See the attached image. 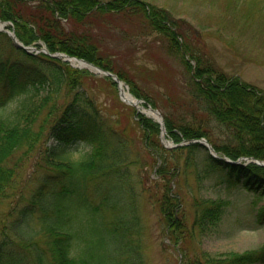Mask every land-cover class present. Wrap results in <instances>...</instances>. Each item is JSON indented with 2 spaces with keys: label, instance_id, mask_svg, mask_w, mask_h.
Segmentation results:
<instances>
[{
  "label": "trees",
  "instance_id": "1",
  "mask_svg": "<svg viewBox=\"0 0 264 264\" xmlns=\"http://www.w3.org/2000/svg\"><path fill=\"white\" fill-rule=\"evenodd\" d=\"M111 12L134 13L165 39L169 52L186 72L187 88L198 111L206 116L195 127L162 110L167 136L176 143L206 136L217 150L234 160L243 155L264 159V89L225 72L206 47L190 40L199 31L169 9L146 0H0V18L13 23L25 44L42 40L50 51L77 55L116 72L134 95L151 102L150 94L130 70L119 67L114 55L102 52L91 32L68 26L71 21L82 23L89 16ZM91 75L88 69L73 67L69 61L45 52L29 53L0 31V202L12 195L22 196L20 168L34 152L43 155V165L48 167L41 176L37 174L40 167L34 172L41 185L30 203L17 211L11 207L6 211L5 217H14L15 222H3V230L10 227L20 237L2 234L0 264H131L135 255L129 252L139 251L124 237L139 225L140 215L132 209L135 190L130 185L124 196L118 194L120 181L126 183L128 176L125 166H130L133 139L102 113L85 84ZM15 99L16 104L6 109ZM198 113L193 118H200ZM137 116L155 156L164 160L163 152L170 150L159 138L160 123L140 112ZM211 120L224 125L229 142L219 144L212 138ZM50 138L67 146L84 140L91 149L77 160H58L45 144ZM198 145L178 144L175 149L196 152ZM216 170L223 173L226 183L264 196L263 165L254 161L232 163L208 153L201 170L197 169V178L201 180ZM147 188L160 206L169 235L186 224L192 236L197 229L218 228L222 200L194 197L195 213L189 223L178 193L166 190L159 197L151 186ZM107 209L111 213H106ZM33 211L39 212L37 229L29 222ZM105 215L111 218L106 221ZM175 235L172 238L178 242L181 233ZM42 236L44 242L40 243L38 237ZM196 253L193 257L185 254V264H264V244L258 249L219 255L204 249Z\"/></svg>",
  "mask_w": 264,
  "mask_h": 264
},
{
  "label": "rangeland",
  "instance_id": "2",
  "mask_svg": "<svg viewBox=\"0 0 264 264\" xmlns=\"http://www.w3.org/2000/svg\"><path fill=\"white\" fill-rule=\"evenodd\" d=\"M146 1L158 7H165L176 18L185 19L192 24L199 32L191 36L190 40L196 45L199 43L206 47L225 72L237 74L264 89V0ZM68 26H71V29L91 32L101 51L110 56L114 55L119 67L130 70L138 84L150 94V100L157 108L170 113L177 121L190 123L195 127L206 119V116L198 111V106L187 88V76L180 60L169 52L165 39L137 15L118 12L95 14L82 23L71 21ZM34 43L37 47L47 46L42 40ZM70 64L80 68L74 62ZM88 70L92 75L85 78V84L102 113L133 139L131 151L129 150L130 166H125L128 174L126 183L120 181L118 188L119 196H124L132 185L135 190V204L132 209H136L140 215L139 225L131 231L129 237L124 236L129 238L126 243L131 242L135 249H139L129 252L135 255L131 264H185V254L193 257L198 250L204 249L219 255L226 251H245L261 247L264 244V220L258 221L257 214L264 212V197L240 185H228L223 173L218 170L199 180L197 169L201 170L209 153V148L203 144L197 146L196 152L187 148L175 149V146L171 147L166 141L164 143L160 131L159 138L170 151L163 152L164 160L158 159L154 149L150 147L151 144L146 141L145 131L138 121L137 107L121 98L118 84L112 81V77ZM16 102V99L12 100L5 108L13 107ZM197 112L201 115L200 118H193V114ZM209 128L217 143H227L231 140L220 122L211 120ZM169 141L173 143L171 138ZM152 143L156 145L155 141ZM45 144L53 146L52 152L58 160L78 159L90 148L83 142L73 143L65 148L52 138ZM41 155L34 152L20 168L18 180L23 184L22 196L12 195L0 202V239L5 232L13 237L17 236V230L10 227L3 230L2 223L15 222L14 217H5L6 211L10 207L17 211L22 205L29 204L38 191L41 183L39 177L35 179L34 172L40 167L38 172L41 176L45 169H48L43 165ZM243 157L247 158L246 155ZM161 166L162 172H159L158 168ZM146 185L152 187L155 196L161 197L166 190L178 193L182 199L180 207L187 211L189 223L195 213L192 204L194 197L224 201L218 228L211 227L205 231L197 229L192 236L189 225L186 224L176 233L169 235V226L164 221L160 206L153 201L151 191ZM112 201L110 199V202ZM105 212L111 213V210L107 209ZM18 213L16 212L15 216ZM38 214V211L30 214L32 229L40 227ZM105 216L106 221L111 218ZM178 233H181L182 237L176 242L172 237ZM38 238L40 243L44 242L43 236Z\"/></svg>",
  "mask_w": 264,
  "mask_h": 264
},
{
  "label": "water",
  "instance_id": "3",
  "mask_svg": "<svg viewBox=\"0 0 264 264\" xmlns=\"http://www.w3.org/2000/svg\"><path fill=\"white\" fill-rule=\"evenodd\" d=\"M3 24H7V22H3ZM0 29H3V30H6L13 38V41L14 43L17 45V46H20V47H23L24 49H26L27 51L29 52H32L35 47L34 46H30V45H24L21 41H19L18 37L16 36V33H15V30H12L10 31L9 29L7 28H0ZM48 51V50H46ZM52 55L54 56H58V57H62L63 59H66V60H69V61H73L75 58L77 57H74V56H71V55H68L64 52H58V53H53ZM77 59H81L87 63H90L91 65H93L95 68H97L99 71L103 72L104 74H107V75H110L112 76L118 83V86H119V90H120V95L121 97L126 100L127 102L131 103V104H134L139 111H141V109L139 108L141 106V102H143V100L141 99H137L136 98V101H134L133 99L127 97L125 95V90H124V87L122 86V80L119 78V76L109 70H105L103 68H101L100 66L92 63V62H89L83 58H77ZM149 108H151L154 112H156L157 114H159L161 116V119H159V121L161 122L162 124V130L163 132H166V129H165V125H164V119H163V116H162V113L160 112V110L152 107L149 105ZM195 141H199L201 142L202 144H204L205 146H207L209 149H210V152L213 154V155H218L217 151L215 150V148L213 147V145L205 138V137H201L200 139H194ZM229 161H232L231 159L227 158ZM258 163L264 165V160H256ZM233 162H239V160L237 161H233Z\"/></svg>",
  "mask_w": 264,
  "mask_h": 264
},
{
  "label": "bare ground",
  "instance_id": "4",
  "mask_svg": "<svg viewBox=\"0 0 264 264\" xmlns=\"http://www.w3.org/2000/svg\"><path fill=\"white\" fill-rule=\"evenodd\" d=\"M0 26H2V23H1V22H0ZM75 62L78 63V64H81V65H87V66H90V65L86 64L85 62H82V61H79V60H75ZM90 67H91V66H90ZM126 96L134 100V97H133L131 94H129L128 91H126ZM141 109H143V110L146 111L148 114H150V115H152V116H154V117H156V118H157V117H158V118L160 117L156 112L152 111V110L149 109V108H143V107H141Z\"/></svg>",
  "mask_w": 264,
  "mask_h": 264
}]
</instances>
